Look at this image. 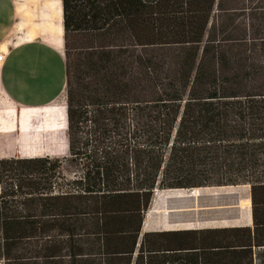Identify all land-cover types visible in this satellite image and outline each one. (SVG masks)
<instances>
[{
	"label": "trees",
	"instance_id": "trees-1",
	"mask_svg": "<svg viewBox=\"0 0 264 264\" xmlns=\"http://www.w3.org/2000/svg\"><path fill=\"white\" fill-rule=\"evenodd\" d=\"M62 1L66 123L0 131V264H264V0ZM224 189L249 223L152 222Z\"/></svg>",
	"mask_w": 264,
	"mask_h": 264
},
{
	"label": "rangeland",
	"instance_id": "rangeland-1",
	"mask_svg": "<svg viewBox=\"0 0 264 264\" xmlns=\"http://www.w3.org/2000/svg\"><path fill=\"white\" fill-rule=\"evenodd\" d=\"M35 1V2H34ZM47 2L49 1H36V0H28V3L24 2L23 8L20 10L19 6L17 10H20L18 17L20 21L23 23L17 25L18 29H25L27 34V40L33 41L37 36H42L43 38L50 42L51 48L57 50V47L60 51L63 52L64 47V38L63 42L60 44L57 42V37L55 36V32H44L42 31L43 27L48 24L49 20L48 15L52 17V11H49L51 7L47 6ZM54 2L58 3L59 0H55ZM42 3V4H41ZM45 3V4H44ZM49 11V12H48ZM55 18L54 28L58 29L60 26L59 15ZM56 14V15H57ZM46 18V19H45ZM45 19V20H44ZM27 27V28H26ZM44 30V29H43ZM39 31V32H38ZM42 31V32H41ZM51 35L50 37L45 35ZM53 35V36H52ZM48 37V39H47ZM56 37V38H55ZM53 38V39H52ZM56 40V41H55ZM57 42V43H56ZM11 44V45H10ZM63 44V45H62ZM10 46H13L11 42H5L0 45V53L6 54L5 59L0 61V131L4 130H15V129H33V128H44L48 127L53 123V120L57 118L60 119V122L63 123L66 121V114L63 113V108L59 106H63L65 101V88L59 89L57 94H50L49 86L47 87L48 77L46 75L41 76L39 78L42 79L43 85L39 86L36 81H27L24 76L18 72L16 73H7V66L14 67V59L12 55L14 53L9 52ZM58 52V50H57ZM21 87L28 89L30 93L34 94L35 97L40 98L42 96L43 104H31L24 103L17 99H15L14 95L17 89H21ZM52 158H60L62 160V172L72 178L75 174H79L81 170V166L71 160L69 157V151L66 152L65 155L62 156H52ZM190 181L185 175L182 176L181 181L186 182ZM160 188V186H158ZM225 190H228L226 192ZM224 189L219 190L217 192H213V194H219V192L226 193H236L239 194V200L245 198L246 192L241 189ZM237 191V192H236ZM190 192H193L192 195L194 197L199 198L202 194H210L211 192L199 193L198 190L195 191H177L171 193V195L163 194L159 200V206H169L168 200L172 198V196H181L186 197ZM157 194V192L155 193ZM222 194V193H221ZM215 199V198H214ZM214 199L211 200H198L196 203L187 199L185 201L172 202L170 205L176 207H188V206H196L194 210H179L173 209L168 210L167 212H161L163 215H155L152 219L155 227L163 226V224L170 222L177 227L180 226H220V225H228V224H245L249 223V208L246 205L243 206H218V203H223V201H227L224 199ZM202 204V205H201ZM209 205V206H207ZM214 207H211V206ZM203 207V208H201ZM211 207V208H207ZM207 208V209H206ZM205 211H200L204 210ZM197 210V218H194V212ZM237 210H241V215H238ZM147 216V215H146ZM149 219H147L148 221ZM169 223V224H170ZM216 238H220L218 235L206 237L203 236L202 233L197 235H193L189 237L190 244H203L205 240L212 241ZM174 258V259H171ZM195 253H179L177 256H172L168 260L166 264H195ZM203 260H201L202 262Z\"/></svg>",
	"mask_w": 264,
	"mask_h": 264
},
{
	"label": "crops",
	"instance_id": "crops-1",
	"mask_svg": "<svg viewBox=\"0 0 264 264\" xmlns=\"http://www.w3.org/2000/svg\"><path fill=\"white\" fill-rule=\"evenodd\" d=\"M24 2L28 3V0H0V45L5 42H11L13 46H10L9 52L12 55L16 51L12 55L15 66H7V73L18 72L28 82L36 81L39 86L43 85L42 79L39 77L46 75L48 77L47 87L49 86L50 94L56 95L59 89H66L67 85L65 46L61 53L59 52V47H57L58 52L51 48V44L43 36H37L33 41L26 39L28 36L25 29L17 28L18 23H22L17 14V7L19 6L21 10L23 5H25L23 4ZM16 92L14 97L21 102L43 104L42 96L37 98L28 89L21 87ZM65 104L59 107H62V112L67 114ZM63 121L61 123L60 119L57 118L53 120L50 126L44 128L64 126L66 121Z\"/></svg>",
	"mask_w": 264,
	"mask_h": 264
},
{
	"label": "water",
	"instance_id": "water-1",
	"mask_svg": "<svg viewBox=\"0 0 264 264\" xmlns=\"http://www.w3.org/2000/svg\"><path fill=\"white\" fill-rule=\"evenodd\" d=\"M240 186H243V185H238V186H233V187H240ZM211 187L215 188V187H218V186H211ZM193 188H196V187H193ZM193 188H187V189H193ZM201 188H205V187H201ZM182 189H185V188H182ZM225 191L228 192V190H225ZM232 191H235V189L232 190ZM226 192H219V194L218 193L217 194L210 193V194H206V195L202 194L199 198L194 197L192 195L193 192H190L189 195L186 196V197L172 196V198H169L168 203L171 204L172 202L185 201L187 199H190V201H192L193 203H196L198 200H200V201L201 200H205L206 201V200H211V199L215 198V199H224V200H228L230 202H233V203L226 204V206H236V205H238L239 203H237V202H239V194L226 193ZM207 206H209V205H207ZM211 207H214V206L212 205ZM211 207H207V208H211ZM201 208H203V207H201ZM200 211H205V209L204 210H200ZM237 212H238V215H241V210H237ZM197 213H198L197 210H195L194 218H197ZM142 230H143V232L145 231V220H144V223H143V229Z\"/></svg>",
	"mask_w": 264,
	"mask_h": 264
},
{
	"label": "bare ground",
	"instance_id": "bare-ground-1",
	"mask_svg": "<svg viewBox=\"0 0 264 264\" xmlns=\"http://www.w3.org/2000/svg\"><path fill=\"white\" fill-rule=\"evenodd\" d=\"M36 1H49V2H47L48 4H47V6H49V7H51V9L49 10V11H52V17H50L49 15H48V19H50V18H52L51 20H49V22H48V24H46V26L44 27L43 25H42V27H43V29H42V31H44V32H52V33H54L55 32V36L57 37V42L58 43H62L63 42V38H64V27H63V10H62V0H59V2L58 3H56V2H54L55 0H36ZM35 2V1H34ZM42 4V3H41ZM45 4V3H44ZM48 11V12H49ZM20 12V10H18V13ZM60 13V15H59V21H60V26L58 27V29H55L54 28V24H53V22H55L54 20H55V18H56V16H58V14L57 13ZM57 14V15H56ZM46 19V18H45ZM44 19V20H45ZM41 31V32H42ZM39 32V31H38ZM45 35H47V34H44V36ZM43 36V35H42ZM47 36H51L50 34L49 35H47ZM53 36V35H52ZM55 37V38H56ZM47 39H48V37H47ZM53 39V38H52ZM56 41V40H55ZM48 42V41H47ZM56 42V43H57ZM50 43V42H49ZM63 45V44H62ZM60 48V47H59ZM61 50V49H60ZM1 54V53H0Z\"/></svg>",
	"mask_w": 264,
	"mask_h": 264
},
{
	"label": "built area",
	"instance_id": "built-area-1",
	"mask_svg": "<svg viewBox=\"0 0 264 264\" xmlns=\"http://www.w3.org/2000/svg\"><path fill=\"white\" fill-rule=\"evenodd\" d=\"M6 54H0V61H3L5 59Z\"/></svg>",
	"mask_w": 264,
	"mask_h": 264
}]
</instances>
